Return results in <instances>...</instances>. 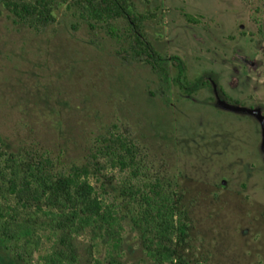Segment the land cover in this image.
I'll return each instance as SVG.
<instances>
[{
	"label": "rangeland",
	"instance_id": "rangeland-1",
	"mask_svg": "<svg viewBox=\"0 0 264 264\" xmlns=\"http://www.w3.org/2000/svg\"><path fill=\"white\" fill-rule=\"evenodd\" d=\"M133 1L156 70L125 21L112 34L64 5L33 29L0 4V264H264V0ZM113 124L150 175L176 183L186 233L170 262L151 254L162 250L131 220L127 173L106 159L92 180L124 216L118 247L99 229L59 231L8 190L20 148L81 163Z\"/></svg>",
	"mask_w": 264,
	"mask_h": 264
},
{
	"label": "trees",
	"instance_id": "trees-1",
	"mask_svg": "<svg viewBox=\"0 0 264 264\" xmlns=\"http://www.w3.org/2000/svg\"><path fill=\"white\" fill-rule=\"evenodd\" d=\"M0 4L16 22L33 29L54 23L57 11L64 5L80 11L91 27L93 23L107 24L112 34L116 23L125 21L123 30L134 37L130 41L133 52L139 57L146 55V61L157 68L158 53L146 37L148 15L139 12L133 0H0ZM0 143H5L2 136ZM96 143L81 163L68 164H62L60 157L47 148L24 152L20 148L14 153L17 166L9 174V192L18 197L26 196L30 206L55 223L59 231L99 229L118 247L122 242L124 216L119 205L104 198L92 180L105 168L101 160L106 159L111 167L127 173L122 192L133 204L131 220L162 250L154 249L151 254L161 255L163 262L172 261L170 252L165 251L167 244L186 233V224L177 212L175 181L167 175H150L140 162L138 146L120 132L117 124L108 127ZM57 257L60 260V256ZM51 258L53 256H46V264H50ZM95 262L104 264L100 260Z\"/></svg>",
	"mask_w": 264,
	"mask_h": 264
}]
</instances>
